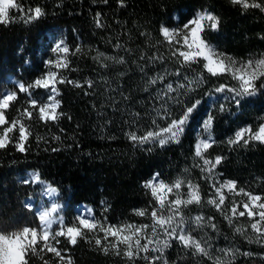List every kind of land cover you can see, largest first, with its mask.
Segmentation results:
<instances>
[{"label":"trees","instance_id":"16d2710c","mask_svg":"<svg viewBox=\"0 0 264 264\" xmlns=\"http://www.w3.org/2000/svg\"><path fill=\"white\" fill-rule=\"evenodd\" d=\"M23 3L25 7L40 5L46 14L32 23L17 19L8 25L0 24V89H11L15 81L27 83L41 75L46 70L44 61L52 56L49 48L61 37L70 47L77 44L82 47L80 54L71 57V68L75 71H66L65 75L82 84L91 80L94 87L88 88L86 84L83 88L59 86L66 116L50 126L30 122L33 136L28 144L29 152L19 153L14 147L0 151V225L34 219L23 205L30 195L38 198L43 185L21 183L28 179L27 173L34 171L58 189V201L63 206L61 214L66 221L75 217L77 207L83 202L91 206L98 218L106 216L111 224H150L149 217L135 215L133 210L148 209L151 212L150 204L155 202L143 184L155 172L168 183L177 178L198 183L206 201L210 188L201 178L200 169L195 167L199 161L194 156V145L198 135L202 134V122L209 111L215 115L212 135L216 143L207 155L210 158L225 157L218 168V172L223 173L222 179H233L240 187L264 196V144L251 142L248 147L227 144L240 127L252 125L255 129L261 123L264 92L248 98L240 109L227 105L231 111L220 113L218 104L212 103L216 97L210 99L204 93L219 83L235 84V81L211 79L192 94L202 100V105L179 144L157 146L148 152L134 146L126 135L130 131L142 135L152 127L147 114L153 107H159L155 97L164 84L158 82L149 86L148 77L163 74L165 68L168 72L180 68L175 58L170 57L167 44L156 43L163 39L159 34L161 24L178 27L198 11H211L220 18V27L218 31H208L207 40L225 53L242 58L264 53V39L260 38L264 36V12L259 9L244 11L230 0H125L126 7H120L118 0H108L107 4L103 0H23ZM96 12L102 13L105 24L102 29L96 28L93 22ZM12 15L18 18L20 14L13 10ZM141 32L150 33L151 38L142 36ZM117 41L130 49L131 54L115 48ZM97 51L106 56H124L127 63L118 64L103 58L93 60ZM142 52L149 56L153 53L163 55L165 62L148 65L139 59ZM101 64L109 66L105 68ZM138 65L144 66L145 71L141 72ZM181 71L192 78L202 71V66L193 65L191 69ZM177 79L168 75L164 83L173 82L175 86ZM146 87L148 91H145ZM23 99L21 96V104ZM180 99L188 102L187 97ZM181 111V107L173 105L175 116L178 117ZM133 113H140L135 123L132 122ZM16 116L15 109L11 110L9 118ZM160 124L166 126L164 121ZM54 136L60 139H52ZM36 137L43 139L37 141ZM53 148L58 151H52ZM196 215L214 217L213 222L219 229L218 232L211 228L195 229L193 235L197 239L207 233L214 250L239 249L241 254L232 264H264V246L249 243L246 236L236 233L214 207L205 203L202 208L190 205L185 209L186 217ZM239 224H244L247 234L251 235L246 217L240 218ZM62 247L68 249L67 255L73 264H128L125 257L112 252L105 254L88 239L79 240L76 246L64 242ZM246 251L252 252L253 256H243ZM213 255L227 259L218 251H213ZM166 256L169 264H213L207 257L193 256L176 244L167 250ZM45 258H51V254ZM30 264L42 262L33 257ZM136 264L145 262L138 260Z\"/></svg>","mask_w":264,"mask_h":264},{"label":"snow or ice","instance_id":"6c2138e0","mask_svg":"<svg viewBox=\"0 0 264 264\" xmlns=\"http://www.w3.org/2000/svg\"><path fill=\"white\" fill-rule=\"evenodd\" d=\"M103 2L107 4L108 0ZM230 2L240 6L244 11L259 9L264 12V0H230ZM118 4L120 7H126L125 0H118ZM13 10L20 14L18 18L12 15ZM45 14V10L40 5L25 7L23 0H0L2 25L17 22V19L32 23ZM93 22L96 28L105 27L100 12L95 13ZM219 27L220 18L207 10L198 11L195 16L178 27L160 25L159 34L163 39L157 40L156 43L167 44L170 57L175 58L180 68L175 72H168L165 68L163 74L158 73L155 77H148L149 86H155L159 82L163 83L164 87L158 90L155 97L159 107H153L152 112L147 114L151 119L152 127L142 135H137L136 131L126 133L134 146L151 152L157 146L163 148L169 144H179L191 119L202 105V100L194 98L192 94L211 79L235 81V84L219 83L204 93L210 99L216 97L212 103L218 104L220 113L231 111L227 105H234L236 109H240L248 98L264 92V58L238 61L219 51L206 38L208 31H218ZM141 35L151 38L150 33L141 32ZM260 38L264 39V36ZM114 47L124 49L126 53L131 54V50L125 48L119 41ZM49 51L52 56L44 61L46 70L41 75L27 83L15 81L11 89H0V151L14 147L19 153L29 152L28 144L33 136L30 122L38 121L44 126H50L58 124L59 120L66 116L62 110L59 86L71 85L83 88L86 84L88 88L94 87V82L91 80L82 84L65 75L66 71H75L71 68V57L82 52L81 45L70 47L61 37L55 41ZM101 58L113 60L118 64L127 63L124 56H106L99 51L93 60L100 61ZM139 59L148 65H154L157 61L161 64L165 62L163 55L155 53L149 56L142 52ZM193 65L202 66V71L194 77L190 78L181 71L183 68L191 69ZM108 66L101 64V67ZM138 67L141 72L145 71L144 66L138 65ZM205 72L207 76L204 75ZM168 75L178 78L175 86L173 82L164 83ZM145 76H147L146 72ZM145 91H148L147 87ZM21 96L24 97L22 104ZM181 96L187 97L188 102L185 103L180 99ZM173 105L182 109L178 117L173 113ZM13 109L17 112V116L10 119L9 113ZM131 116L132 122L135 123L140 118V113H133ZM67 119L71 120V117L67 116ZM160 121H164L166 126L162 127ZM214 123L215 115L209 111L202 122V134L198 135L194 145V156L199 161L195 167L200 169L201 178L208 182L210 188L206 201L201 196L198 183L182 178L168 183L161 179L159 172L153 173L152 177L143 184L155 202L154 205L150 204L151 212L149 213L148 209L133 210L135 215L149 217L150 224H111L106 216L103 219L98 218L93 210L88 208H82L72 220L66 221L65 216L61 214L63 206L60 203L35 208L30 202L31 197H28L23 207L32 213L33 221L23 227L0 225V264H30L33 257H38L42 264H73L72 258L67 255L68 249L62 247V244L66 242L68 245L76 246L81 239L94 242L95 246L105 254L112 252L117 256L125 257L128 264H136L138 260H143L145 264H169L166 252L174 244L193 256L207 257L213 261V264H232L236 256L241 254L239 249L214 250L211 237H208L207 233H205L206 238L200 239L193 235L195 229L211 228L213 232L219 231L212 216L196 215L191 218L185 216V209L188 206L196 205L202 208L205 203L214 207L228 224L234 227L236 233L246 236L249 243L264 246V196L240 187L235 180L222 179L223 173L218 172V168L225 157L217 155L210 158L207 155L208 150L216 143L212 135ZM36 139L40 141L43 137ZM52 139L59 140L60 137L54 136ZM251 142L264 144V123H260L255 129L252 125L240 127L233 137L227 140V144L233 147H248ZM52 151L58 149L53 148ZM21 183L43 185L46 196L58 192L56 187L41 178L38 171L31 173L30 178L22 180ZM184 188L187 189L186 192L182 191ZM104 211L107 212L108 208L105 207ZM245 217L251 235L247 234L244 224L237 225L240 218ZM100 233H103V236ZM213 251L222 253L227 259L214 256ZM48 254H51V258H45ZM242 255L251 257L253 253L246 251Z\"/></svg>","mask_w":264,"mask_h":264},{"label":"rangeland","instance_id":"374dc122","mask_svg":"<svg viewBox=\"0 0 264 264\" xmlns=\"http://www.w3.org/2000/svg\"><path fill=\"white\" fill-rule=\"evenodd\" d=\"M204 11V10H203ZM211 12V11H210ZM211 44H213V45H215L214 43H212L211 42ZM216 46V45H215ZM218 49V48H217ZM219 51H221V52H223V53H225L224 51H222L221 49H218ZM225 54H227L228 56H231V57H234L236 60H238V61H241V60H243V61H246V60H248V59H250V58H255V59H260V58H264V53H261V54H257V55H255V56H248V57H236V56H233V55H231L230 53H225ZM261 123H264V117H263V120L261 121ZM30 174H31V172H29V173H27L25 176L29 179L30 178ZM230 180H233V179H230ZM53 186V185H52ZM43 187L44 186H42V191H41V193L39 194V197L37 198L35 195H30V196H28V197H31V203L34 205V207L35 208H38V207H40V206H49V205H51L52 203H59V201H58V192L56 193V194H53V195H49V196H46V195H44V192H43ZM54 187V186H53ZM254 194H257V193H254ZM258 195H260V194H258ZM27 197V198H28ZM27 198H26V200H27ZM26 200H25V202H26ZM82 208H88V209H90V206H78L77 207V211H80ZM29 220H30V222H32L33 220H32V218H29ZM25 221V220H24ZM30 222H17V223H8V225H5V226H18V227H23V226H25V225H27V224H29ZM207 264H210V263H207Z\"/></svg>","mask_w":264,"mask_h":264},{"label":"water","instance_id":"95a60500","mask_svg":"<svg viewBox=\"0 0 264 264\" xmlns=\"http://www.w3.org/2000/svg\"><path fill=\"white\" fill-rule=\"evenodd\" d=\"M82 205H83V206H85V205H86V203H83V202H82Z\"/></svg>","mask_w":264,"mask_h":264},{"label":"bare ground","instance_id":"6f19581e","mask_svg":"<svg viewBox=\"0 0 264 264\" xmlns=\"http://www.w3.org/2000/svg\"><path fill=\"white\" fill-rule=\"evenodd\" d=\"M162 179V178H161Z\"/></svg>","mask_w":264,"mask_h":264}]
</instances>
